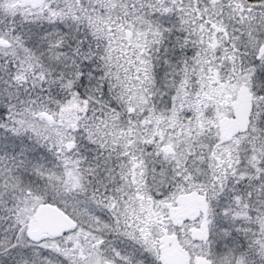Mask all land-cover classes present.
Instances as JSON below:
<instances>
[{"label":"snow or ice","instance_id":"1","mask_svg":"<svg viewBox=\"0 0 264 264\" xmlns=\"http://www.w3.org/2000/svg\"><path fill=\"white\" fill-rule=\"evenodd\" d=\"M0 264H264V0H0Z\"/></svg>","mask_w":264,"mask_h":264}]
</instances>
